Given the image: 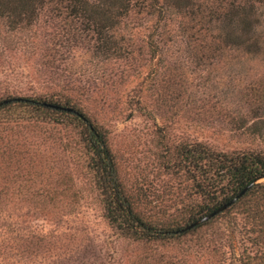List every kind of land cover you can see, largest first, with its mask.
Segmentation results:
<instances>
[{
    "label": "rangeland",
    "instance_id": "obj_1",
    "mask_svg": "<svg viewBox=\"0 0 264 264\" xmlns=\"http://www.w3.org/2000/svg\"><path fill=\"white\" fill-rule=\"evenodd\" d=\"M256 15L264 34V7ZM164 17L165 25L151 10L133 11L114 31L118 54L105 59L82 42L64 63L55 61L58 70L46 64L55 24L6 33L0 23V98L68 99L106 136L123 186L181 223L194 196L185 177L163 169L174 146L264 155V47L252 55L234 46L212 52L207 34L184 32L175 8ZM2 120L0 264H264V227L249 201L174 241H134L104 217L76 121Z\"/></svg>",
    "mask_w": 264,
    "mask_h": 264
},
{
    "label": "trees",
    "instance_id": "obj_2",
    "mask_svg": "<svg viewBox=\"0 0 264 264\" xmlns=\"http://www.w3.org/2000/svg\"><path fill=\"white\" fill-rule=\"evenodd\" d=\"M169 6L184 20L180 21L184 32L195 30L210 37L212 52L234 46L235 51L252 55L264 47V34L259 33L256 15L264 7V0H0V23L6 33L33 32L44 22L55 24L57 31L46 64L58 70L62 64L55 65V61L64 63L71 50L82 42L91 44L96 55L105 59L109 54H118L114 31L129 13L151 10L165 25L164 15ZM41 17H45L44 21ZM4 100L10 102L0 107L1 122L38 127L65 123L72 126L69 121L74 120L81 126L104 217L122 237L143 243L174 241L190 232L182 231L187 226L228 203L244 189L245 193L228 209L249 201L253 205L252 218L259 229L264 227V183L259 182L264 179V155L219 152L201 143L174 146L175 152L170 153L163 169L185 177L190 197L194 196V203L187 206L188 215L180 223L167 219L171 215L162 203L157 206L123 186L102 131L86 118L46 106L72 108L68 99L51 94L0 98V102ZM164 150L169 152L167 147ZM195 197L200 200L195 201ZM145 206L149 211L144 210ZM153 209L159 214L155 221L150 213ZM193 228L200 227H192L191 231Z\"/></svg>",
    "mask_w": 264,
    "mask_h": 264
},
{
    "label": "water",
    "instance_id": "obj_3",
    "mask_svg": "<svg viewBox=\"0 0 264 264\" xmlns=\"http://www.w3.org/2000/svg\"><path fill=\"white\" fill-rule=\"evenodd\" d=\"M16 100H20V99H16ZM8 102H10V100H4V101L0 102V107L3 106L4 104L8 103ZM46 106L51 107V108H53L55 110L65 111L67 113L76 115V116L82 118L83 120H85V117L82 114H80L79 112H77L76 110H74L72 108H69V107H61V106H58V105H46ZM245 191H246V189H244L243 191H241L236 197H234L228 203L224 204L223 206H221L217 210L213 211L209 215H207L204 218L200 219L199 221H196L192 225L187 226L182 231H186L188 229H191L192 227H195V226H197V225H199L201 223H204V222L210 220L211 218L215 217L216 215L224 212L226 209H228L230 206H232L245 193Z\"/></svg>",
    "mask_w": 264,
    "mask_h": 264
}]
</instances>
